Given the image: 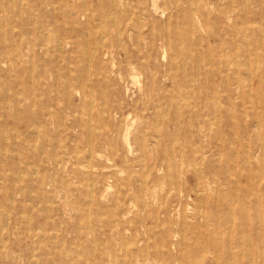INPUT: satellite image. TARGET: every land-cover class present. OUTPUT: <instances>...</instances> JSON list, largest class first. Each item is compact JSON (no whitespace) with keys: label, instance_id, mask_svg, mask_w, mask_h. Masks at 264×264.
Returning <instances> with one entry per match:
<instances>
[{"label":"rangeland","instance_id":"374dc122","mask_svg":"<svg viewBox=\"0 0 264 264\" xmlns=\"http://www.w3.org/2000/svg\"><path fill=\"white\" fill-rule=\"evenodd\" d=\"M17 1L0 0V39L11 40L0 42V264H264V0H240L236 59L231 43L207 41L201 28L209 8L210 34L229 33L234 22L225 18L223 32L215 4L183 0L188 22L158 0L144 32L170 28L185 41L181 34L145 48L138 80L122 57L111 63L93 49L97 22L83 11L96 14L99 0ZM199 38L204 63L226 52L221 66L185 70ZM188 79L194 89L182 87ZM19 115L42 117L20 123ZM192 118L200 127L190 129ZM92 137L93 154L84 146L76 155ZM181 146L204 161L182 166Z\"/></svg>","mask_w":264,"mask_h":264},{"label":"bare ground","instance_id":"6f19581e","mask_svg":"<svg viewBox=\"0 0 264 264\" xmlns=\"http://www.w3.org/2000/svg\"><path fill=\"white\" fill-rule=\"evenodd\" d=\"M99 1H100L101 4L99 5L98 9L96 10V14H94V13L90 14V12L87 9L83 11V14L84 15H86L90 19L92 18L94 21L97 22L96 23L97 30L95 31L94 35L92 36V41H93V44H94L93 45V49L100 54V57L101 56H105L108 59H110L111 60V63H115L116 60H119L122 57L123 60H124V62L127 64V66H129L131 68L132 74H134V71H136V70H140L141 72H143V69L145 68L144 67V61H145L144 59L147 58V56L144 54V49L145 48H147L149 50H152L159 43H162V42L164 43V41H166L168 38H171V36L178 37V36H180L182 34L181 31L172 30L170 28L168 29L167 32H158L154 28H153V30H152L151 33H148L147 34V33L144 32L145 27L148 26V24H147V22H145V20L150 19L152 21L153 25H154V20H156V18L153 16V14H152V12L150 10V7H152L153 10L157 11V9H159L158 3H157L158 0H107V1L106 0H99ZM170 1H171V4L173 3L177 7V10L179 12V17H183V18L187 19L188 22L189 21L191 22L192 19H194L191 15H189L187 13L188 11H185V10H182L181 11L182 6H184L183 0H170ZM219 1L220 0H203L202 2H199L198 0H196L195 3L196 4H200V5L202 4L204 6L209 5V4L212 5V6L215 4V6H217V11L219 12V18H220V21H221V25L220 26H223V32L226 31V27L228 28V26L226 25V22H225V18H227L229 20H233L234 23H233V25H231V27H229V33H227L228 36L227 35H221V34L220 35L219 34H214V35L210 34V30L207 27H209L211 25L212 26H215V23H211L210 22V16L212 15V12H210V9L209 8L207 10L204 9L205 12H203V14L201 15V17H199L200 21L202 22V26H203L201 28L207 30V33L209 34L208 38L206 39L207 41H210L212 39H214V40L215 39H218V41L221 44H224V43H227V42L231 43L232 48L230 49L229 52H227V54H231L232 57L236 59L237 58V55H238V51H239L238 50V39H239V33H240L239 24H240V19L241 18L239 16L240 15V12L238 13L237 10H238V8H240V0H229V4L226 5V6L219 5ZM187 2L188 3H191L192 0H189ZM21 3H22V1L21 0L19 1L18 0L16 2V6L17 5H21ZM106 3L108 4V7H106ZM129 5L131 6L130 7V10H127V7ZM200 5H198V7H201ZM5 9L6 8L3 6L1 8V12H4ZM201 11L202 10L200 9L199 12L202 13ZM225 16H227V17H225ZM199 19H198V22H200ZM76 22H77V20H76ZM192 23H194V21ZM66 26H67V24H66ZM66 28H68V27H66ZM199 28H200V26H199ZM230 29H231V31H230ZM129 32H134V34H135L133 36V45L136 48L135 51H133L134 49L131 48V45L127 41V38L130 37V36H132V35H130V36L128 35ZM53 33H55V31ZM190 38L191 37L187 36L186 40L187 41H190ZM9 39L10 38L5 37V39L4 38L3 39H0V42L1 41H4V40L11 41ZM180 39L183 40V41H185V37H184L183 34L180 36ZM206 40L204 38H199V39H197L194 42L193 48L196 47V52H197L196 54L197 55L194 58L193 57H190L189 60L182 62L183 65H184L185 70L188 67H192L191 69H193L195 71H200L202 69H205V67H207L208 65H210L211 67L212 66H215L216 67V66H221L222 65V58L224 56L225 57L227 56L226 52H224L223 49L221 50L220 57L219 58H216L215 60L213 59V61H212V57H214L216 54H213L212 55V53L215 50H213V48H211L210 54L212 56L207 60L208 64L206 62L204 63V54H203L204 49H202L201 45ZM59 44H60V42H59ZM62 44L63 43L60 44L61 47H62ZM170 44H171V41L169 42V45ZM199 47L201 48V50L203 52L201 50H199ZM179 51H180V54L181 55L187 56V55H189L190 48H187V47H183L182 48V47H180L179 48ZM86 53H87V51H86ZM92 54H94V52ZM2 55H3V53H0V59L2 58L1 57ZM165 55H166V53H165ZM217 55L219 56V53H217ZM94 56H95V54H94ZM15 57H16V61H17L18 59H20L21 56H20V54H15ZM89 66H88V68H89ZM177 67H178V64L171 63L170 70L173 71V69H175ZM240 68H243V66L240 67ZM90 69H91V67H90ZM99 72H101V70H99ZM221 73H222V71H221ZM139 76H140V73L134 74L133 75L134 80H138V77ZM234 76H235V78H234L235 82L232 85H235L236 83L237 84L239 83V78H237V74L236 73H235ZM34 77H35V74H34ZM118 77H119V75H118ZM83 78H84V75H82L80 77L79 82H82L83 81ZM226 80H228V77H225L224 76L222 78V82L223 81H226ZM193 81L195 82L194 79H188V80L184 81V84L182 85V87H187L188 86V87L194 89V84L192 83ZM70 84H71V82L70 83L68 82V85L67 86L62 87V89H64L65 95H67L68 93H70V91L72 89V85H70ZM227 84H228V82H226V86H227ZM228 87H229V85H228ZM132 92H134V91H132ZM91 99H92V97H91ZM12 101H13L14 104H20V100L17 99V98L13 99ZM201 103L202 102H200L199 104L196 105V110H192V113H197L195 115V118H199V111H201V108H200L199 105ZM91 109L93 110V107ZM154 109H157V106H154ZM91 112H90V114H91ZM41 117L42 116L28 115V119H27V116L26 115H23V116L21 115V117L19 115L16 118V120H20L21 119V122L20 123H26V121H28V120L29 121H33V120H36L37 118H41ZM195 118H194V120L192 118L191 121H189V123H190V129H193L192 128L193 126L200 127V125H199L200 122H197ZM244 118H247V117H244ZM133 124H134V122H133ZM232 130H233V128L231 127V131ZM198 131H201V129H199ZM89 132L92 133V129H90ZM108 134L109 133L106 130H103L101 132V135L104 138H106V139L109 138L108 137ZM230 144H233L234 145L233 150L230 149L229 144H227V143H225V142H223L221 140L220 151L221 152L222 151H226V150L229 151V149H230L229 152H230V154H231V156L233 158L232 161H231V163L234 164V163H236L237 156L239 155V150L235 146L236 139H232L231 142H230ZM144 145H145V143L144 144L142 143L141 147H144ZM84 146H87L89 148V151L93 154V152L95 151V144L93 143V137L89 139V144L88 145H83L82 144L81 145V148H80V144H78L77 147L74 149V153H76V155H77L79 152L82 151V147H84ZM156 146H157V143L153 147V149H152L151 152L154 151V149L156 148ZM134 150H135V148H134ZM201 153H202V151H199V149H196L194 147H191L189 149V146H181V148H180V155H179L181 157V161H182V164L181 165L183 166L187 162H198V160H200V159H201L200 161H204V158H205L204 155H205V153H202V154ZM198 154H201L200 155V158L197 157ZM89 158H91V157H89ZM77 159H78V157H77ZM87 162H90V161L88 160ZM77 163L78 164H82V163L79 162V159H78ZM66 164H67V162L63 158H61V159L55 158L54 159V165L55 166H64ZM22 167H24V166H22ZM73 167H76V166H73ZM232 172L233 171H231L230 173H232ZM20 175H22V174H20ZM25 178H27V176ZM36 178H37V176H36ZM138 181H142V180H138ZM228 182L229 183L230 182L233 183L230 180ZM184 184H187V180L184 182ZM127 186H129L131 188L134 187L133 186V180L131 179V177H129L128 180H127ZM193 191H194V188H190V190H187L186 193L189 195V193H191ZM91 194H93V193H91ZM92 198L93 197L91 196V200H92ZM161 209H163V207H161ZM88 213H90V210L88 211ZM183 217H184V215H183ZM88 221H89V219H88ZM0 224H1V222H0ZM7 226H8V224H7ZM6 229H8V228H6ZM88 229H90V228H88ZM89 231H91V230H89Z\"/></svg>","mask_w":264,"mask_h":264}]
</instances>
